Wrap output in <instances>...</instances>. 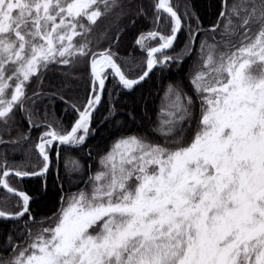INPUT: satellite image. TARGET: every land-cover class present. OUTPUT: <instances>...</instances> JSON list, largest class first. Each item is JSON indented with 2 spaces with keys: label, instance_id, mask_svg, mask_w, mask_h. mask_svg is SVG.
<instances>
[{
  "label": "snow or ice",
  "instance_id": "1",
  "mask_svg": "<svg viewBox=\"0 0 264 264\" xmlns=\"http://www.w3.org/2000/svg\"><path fill=\"white\" fill-rule=\"evenodd\" d=\"M123 7L121 0H0V125L8 131L19 111L30 127L44 129L31 170L29 161L0 160V220L28 218L25 242L9 237L10 255L0 257V264H264V0H221L218 21L209 29L215 32L223 21L221 40L208 44L206 55L207 41H201L191 95L174 85L166 89L152 128L158 139L117 137L85 188L60 197L54 222L34 233L29 228L30 222L45 221L35 220L32 197L10 178L46 179L53 145L83 146L95 132L93 113L110 78L132 90L157 65L182 59L165 50L191 19L187 6L181 15L173 0H152L154 25L163 19L170 31L137 37L147 53L146 68L130 78L111 44L99 47L106 33L92 39L98 21ZM187 27L181 52L191 56L202 29L198 18L195 29ZM236 35L238 47L231 41ZM157 38L158 46L149 47L147 41ZM81 65L89 77L86 101L72 105L78 118L70 130L54 127L46 122L43 77L53 66H64V86L71 87L67 78ZM18 143L0 136V145ZM64 168L67 175L83 170L71 157ZM11 200L13 211L6 210Z\"/></svg>",
  "mask_w": 264,
  "mask_h": 264
},
{
  "label": "trees",
  "instance_id": "2",
  "mask_svg": "<svg viewBox=\"0 0 264 264\" xmlns=\"http://www.w3.org/2000/svg\"><path fill=\"white\" fill-rule=\"evenodd\" d=\"M232 0H229L231 3ZM124 5L122 9L117 8L110 14L102 17L95 26L92 39L95 43L100 40L101 34L106 33V37L99 43L100 48L111 44L112 51L118 54L119 63L130 78L140 75L146 68L147 53L142 51L135 43L141 33H148L153 30L169 34L170 25L163 19L157 28L154 23L152 0H121ZM174 4H179V13L183 15L185 5L191 15V19H185V27L179 33L174 46L165 50L169 56H176L178 53L182 59L169 61L167 64H159L153 68L149 76L137 85L134 89L128 90L118 86L113 79H109L107 87L103 94L100 105L96 108L92 117V129L94 134L90 135L85 144L79 148H70L68 146H52L50 157L53 161L52 167L46 179L36 177H27L23 179L10 178V183L19 190L26 192L32 197L30 209L36 221H45V223H29V228L33 233L41 228L47 227L54 221L50 219L58 213L60 208V197L68 196L85 188L84 181L90 174H94L100 169L99 160L102 155L108 152L110 145L114 140L122 135H144L149 140H156L152 128L157 122V113L160 110L161 101L169 85H174L182 89L189 95L192 89L189 84L191 75L200 69L202 61L198 58L201 41H207L205 45V55L207 54V45L221 40V31L224 22H220V27L215 31H209L210 27L217 23L221 11V0H173ZM143 8V13L140 8ZM197 18L201 31L196 37V46L191 56L182 53L181 49L185 47L188 39V25L193 29L197 27ZM255 27L253 32H255ZM233 44L239 46L240 36L231 38ZM149 47H157V40L147 41ZM223 50V46H221ZM159 56V54H157ZM69 69L64 66H53L43 77L41 90L45 94L43 104L47 106V123L54 127L57 124L69 129L78 118V113L72 105L80 108L86 101L88 95V73L83 65L71 70L72 76L68 77L71 87H65L66 77L63 73ZM72 77H79L75 79ZM37 82L34 80L28 88V94L31 95L36 89ZM55 93L51 99L48 96ZM63 96V100L60 97ZM43 111L41 110V117ZM43 119L37 120V123H44ZM187 128V125H185ZM193 129L195 125L193 124ZM44 129L42 127H30L23 114L19 111L15 115V123L11 124L8 131H5L3 125H0L1 136L5 140H17V145H0V160L7 159L8 163L21 164L29 161L28 170L31 165L38 163V157L34 148L38 142V137ZM25 135L29 136L24 140ZM189 137L193 135L192 131L187 133ZM15 148V151H13ZM30 150V151H29ZM59 152V158H57ZM71 157L79 161L83 166L80 172H73L71 175L65 173L64 160ZM90 166V170H89ZM46 184V187L41 185ZM0 199H3L0 196ZM14 200L6 205V210L13 211ZM3 206V205H0ZM27 216L24 220H27ZM24 220L14 222L10 220H0V257L10 255L8 247V238L17 244H23L25 241L22 236L24 232Z\"/></svg>",
  "mask_w": 264,
  "mask_h": 264
},
{
  "label": "rangeland",
  "instance_id": "3",
  "mask_svg": "<svg viewBox=\"0 0 264 264\" xmlns=\"http://www.w3.org/2000/svg\"><path fill=\"white\" fill-rule=\"evenodd\" d=\"M1 133H2V131L0 132V136H1Z\"/></svg>",
  "mask_w": 264,
  "mask_h": 264
},
{
  "label": "water",
  "instance_id": "4",
  "mask_svg": "<svg viewBox=\"0 0 264 264\" xmlns=\"http://www.w3.org/2000/svg\"><path fill=\"white\" fill-rule=\"evenodd\" d=\"M210 28H211V27H210ZM177 37H178V36H177ZM150 73H151V72H150ZM150 73H149V74H150ZM141 83H142V82H141ZM97 107H98V106H97Z\"/></svg>",
  "mask_w": 264,
  "mask_h": 264
}]
</instances>
